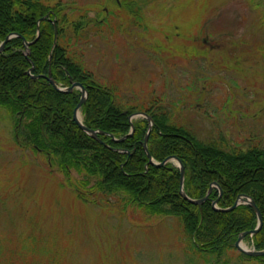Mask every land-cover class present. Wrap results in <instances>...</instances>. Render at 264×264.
<instances>
[{"label": "rangeland", "instance_id": "obj_1", "mask_svg": "<svg viewBox=\"0 0 264 264\" xmlns=\"http://www.w3.org/2000/svg\"><path fill=\"white\" fill-rule=\"evenodd\" d=\"M58 1L69 19L86 15L83 36L65 40L123 105L155 96L199 137L222 129L264 141V0ZM13 122L0 107V264H205L186 249L179 218L116 198L80 201L62 173L16 143ZM224 263L258 264L234 246Z\"/></svg>", "mask_w": 264, "mask_h": 264}, {"label": "trees", "instance_id": "obj_2", "mask_svg": "<svg viewBox=\"0 0 264 264\" xmlns=\"http://www.w3.org/2000/svg\"><path fill=\"white\" fill-rule=\"evenodd\" d=\"M64 8L58 0H0V43L10 33L20 35L9 39L0 51V107L14 120L16 143L41 154L48 166L64 175L84 203L103 207L116 198L123 209L136 206L153 215L179 218L186 249L199 253L205 264H218L238 235L257 224L249 205L222 212L213 210V201L218 199L217 205L223 209L238 195H247L258 207L262 225L246 239L255 250H264V141L234 140L222 129L199 137L175 120L163 100L155 96L123 105L116 87L98 83L84 68L71 37L65 40L69 32L74 38L82 37L88 19L85 14L69 19ZM53 21L57 26L54 47ZM22 39L30 43L28 52ZM32 66L31 75L36 78L27 74ZM49 71L59 85L67 86L71 80L84 85L87 98L80 109L82 122L89 129L104 132L98 134L101 142L72 119L80 92L55 90L44 77ZM136 111L147 113L153 120L147 135L151 158L161 162L176 156L181 161L183 188L189 198L200 199L212 183L217 184L201 206L181 197L179 169L173 163L159 167L149 163L143 149L148 128L145 118L132 121L131 136L120 141L111 138L121 139L130 131L128 116ZM209 255L214 256V263L205 257ZM239 258L264 264V256L239 253Z\"/></svg>", "mask_w": 264, "mask_h": 264}, {"label": "water", "instance_id": "obj_3", "mask_svg": "<svg viewBox=\"0 0 264 264\" xmlns=\"http://www.w3.org/2000/svg\"><path fill=\"white\" fill-rule=\"evenodd\" d=\"M45 17H42L38 20V23L40 20H43ZM17 34L15 33H12L10 35H8L6 37V39L0 44V51L2 50L4 44L6 43V41L8 39H10L11 37L13 36H16ZM56 39H57V30H56V27L54 28V39H53V46L54 47L56 45ZM30 43L26 42L24 39H23V45L25 48H27V46L29 45ZM33 67H31L30 70H32ZM30 70L28 71V73H30ZM36 77V76H35ZM45 78L48 79L49 83L53 86V88L57 91H60V92H65V93H69L71 92L74 88H78L80 89V99L78 101V103L76 104L75 108L73 109V112H72V119L73 121L77 124V126L82 130L84 131L86 134H88L90 137H92L93 139L97 140L98 142H101L99 139H98V134H102L104 132H101V131H98V130H92V129H89L87 128L83 122H82V119H81V116H80V107L85 103L86 101V97H87V93H86V89L84 88V86L78 82H75V83H72L69 87H66V88H61L59 87L56 82L51 78V74L50 72L48 73L47 76H45ZM137 117H144L147 119L148 121V128H147V133H146V136H145V139H144V142H143V149L147 155V157L149 158V163L153 166H163L165 164H167L168 162H171V161H174L176 162L178 168H179V174H180V178H179V193L181 195V197H183L185 200H187L189 203L191 204H194V205H198L200 206L204 201H206L208 199V196L211 192V189L213 186H216V183H212L210 185V187L208 188L206 194L204 195V197L200 198V199H191L189 198L186 193L184 192V189H183V181H184V167L181 163V161L176 157V156H168L166 157L162 162H154L151 158V155L149 154V151H148V148H147V135L149 133V131L151 130V127L153 125V120L152 118L146 114L145 112H134L132 114H130L128 116V119L129 121L131 122L132 119L134 118H137ZM133 130H134V126L133 124L131 123V127H130V132L126 135H124L121 139H118L116 141H120V140H123L125 139L126 137H129L131 136V134L133 133ZM112 139L115 140L113 138V136L111 135ZM217 202H218V199L214 200L213 203H212V208L215 210V211H222V212H228V211H231L233 209H235L238 205L240 204H248L250 207L253 208L255 214H256V217H257V224H256V227L252 230H249V231H245V232H242L238 235L235 243H234V246L235 248L242 254L244 255H247V256H252V257H258V256H264V250H254V249H248L246 247L243 246V239L246 235H249V236H252V235H255L259 229L261 228V225H262V215L258 209V207L256 206L255 202L253 201V199H251L250 197H248L247 195H238L234 201V203L230 206V207H227V208H223V209H219L217 207Z\"/></svg>", "mask_w": 264, "mask_h": 264}]
</instances>
